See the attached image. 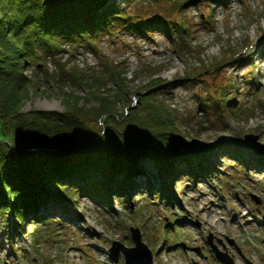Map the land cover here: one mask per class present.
<instances>
[{
    "label": "rangeland",
    "instance_id": "rangeland-1",
    "mask_svg": "<svg viewBox=\"0 0 264 264\" xmlns=\"http://www.w3.org/2000/svg\"><path fill=\"white\" fill-rule=\"evenodd\" d=\"M6 2L0 0V21ZM178 2L127 0L126 6L139 19L158 15L185 23L188 43L180 52L158 31L143 36L117 30L98 38L95 54L66 45L59 60L64 70L89 76L103 75L104 66H111L129 80L126 99L133 106L152 79L163 81L162 90H152L188 143L166 165L174 179L164 178L163 166L152 158L141 157L129 180L121 173L112 176L121 189L109 190V205L76 191L53 196L51 233L38 244L30 232L41 225L34 219L45 213L36 199L24 223L10 213L0 219V264H124L121 252L111 261L109 249L113 241L133 247L131 229L152 253V264H264V48H258L264 42V0ZM38 64L33 78L38 91L28 92L22 112L63 111L57 89L41 73H54L56 63ZM23 73L30 78L29 70ZM76 93L82 97L86 91ZM124 105L116 102L117 113L127 110ZM5 127L0 122V141L12 149L13 129L9 123ZM101 128L98 121L86 122L76 141ZM202 164L209 172L187 176Z\"/></svg>",
    "mask_w": 264,
    "mask_h": 264
},
{
    "label": "trees",
    "instance_id": "trees-1",
    "mask_svg": "<svg viewBox=\"0 0 264 264\" xmlns=\"http://www.w3.org/2000/svg\"><path fill=\"white\" fill-rule=\"evenodd\" d=\"M149 1L158 4L162 0ZM122 2L123 8L114 0H7L2 6L5 20L0 21V122L3 127L11 125L15 145L11 149L0 141V219L10 213L14 221L24 223L27 209L37 199L45 215L41 220L34 219L43 226L34 225L30 232L35 244L51 233L53 211L48 201L53 196L86 193L104 207L109 205V190L117 194L121 189L113 180L114 174L121 173L129 180L130 170L139 158L149 157L163 166L162 176L172 180L166 165L180 157L179 150L188 147L165 103L157 101L152 90L162 85L160 78L138 91L139 104L133 106L126 99L129 80L111 66H104L103 75L89 76L78 70L66 71L59 62L64 46L75 43L95 54L98 38L117 30L143 36L158 31L179 52L187 45L185 23L158 15L139 19L127 12V0ZM47 59L56 63V70H42L43 79L55 86L64 109L24 113L28 92L38 91L34 68ZM27 70L30 78L23 73ZM64 82L70 91H64ZM109 84L112 89L106 88ZM82 88L86 93L80 97L76 90ZM199 99V107L204 108L206 101ZM119 101L128 107L125 112L117 113ZM211 103L221 107L220 103ZM90 120L100 122L102 128L88 139L76 141ZM202 168L206 172L211 169L205 165ZM186 174L194 175L195 171Z\"/></svg>",
    "mask_w": 264,
    "mask_h": 264
},
{
    "label": "water",
    "instance_id": "water-1",
    "mask_svg": "<svg viewBox=\"0 0 264 264\" xmlns=\"http://www.w3.org/2000/svg\"><path fill=\"white\" fill-rule=\"evenodd\" d=\"M159 88V87H158ZM155 90V89H153ZM252 199L256 204L259 200L254 196ZM133 247H125L117 241H113L109 249V257L111 261L116 262L117 256L121 252L124 256V264H152L153 257L147 246L141 241L140 234L137 230H130ZM216 259L220 260V255L215 252ZM227 264H232L230 260H226Z\"/></svg>",
    "mask_w": 264,
    "mask_h": 264
},
{
    "label": "bare ground",
    "instance_id": "bare-ground-1",
    "mask_svg": "<svg viewBox=\"0 0 264 264\" xmlns=\"http://www.w3.org/2000/svg\"><path fill=\"white\" fill-rule=\"evenodd\" d=\"M121 1H122V0H121ZM184 4H185V3H183V5H181V6H184ZM263 43H264V42H263ZM263 43H261L260 46H258V48L263 49V48H264V44H263ZM74 44H75V43H71V44H69L68 46L73 47ZM174 48L177 50V46L174 45ZM89 52H90V51H89ZM90 53H92V52H90ZM60 56H61V54L59 55V59H60ZM44 71H45V70H44ZM30 73H31V72H30ZM34 75H35V73H34ZM165 86H166L165 84H164V85H161V86H160V90H162ZM143 200H144V199H143ZM50 228H51V226H50ZM11 249H12V248H11Z\"/></svg>",
    "mask_w": 264,
    "mask_h": 264
}]
</instances>
